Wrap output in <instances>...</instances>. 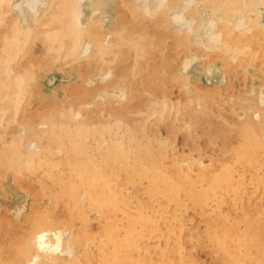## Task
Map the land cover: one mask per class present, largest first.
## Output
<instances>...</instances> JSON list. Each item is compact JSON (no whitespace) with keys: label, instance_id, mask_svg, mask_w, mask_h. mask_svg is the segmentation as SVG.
Returning a JSON list of instances; mask_svg holds the SVG:
<instances>
[{"label":"bare ground","instance_id":"6f19581e","mask_svg":"<svg viewBox=\"0 0 264 264\" xmlns=\"http://www.w3.org/2000/svg\"><path fill=\"white\" fill-rule=\"evenodd\" d=\"M157 2L167 4V0ZM118 3L119 0L107 6L96 3L93 11H99V15L89 14L86 23L91 28L85 33L92 36L90 41L86 40L89 37L81 39L83 43L110 37L111 44H120L123 35H127L126 40L134 39V46L153 47L157 42L159 46L155 49H145L152 54L151 64L139 63L150 76L158 72L161 83L168 80V69L176 70L184 55L190 60L199 56L200 52L192 45L182 48L181 38L171 44L163 40L159 33L167 30L164 18L141 26L131 13L120 15ZM185 3L172 0V9L177 10L175 16L182 15L178 10ZM240 4L236 1L222 8V21L216 30L225 35L224 42L204 54L206 63L213 56L222 63L227 62L229 55H234L236 61L245 58L258 73L259 82L244 90V96L232 106L233 113L246 112L242 113L243 121L234 123L230 112L219 116L223 119L220 130L226 138L243 137L238 144L240 150H229L216 157L209 154L211 170L200 169L197 178L192 176L193 168H183L181 161L196 159L203 148L198 141L201 137L187 146V152L172 144L171 161L155 150L136 157L128 153L103 155L95 149L84 159H78L77 152L70 151L56 160L48 157L24 168L18 162L21 154L13 147L9 153L0 155V181L5 172L17 170L18 187L29 197L20 217L4 209L0 199V264H264V111L256 110L263 115L262 123L255 122L247 113L250 106L253 108V98H245L251 89H264V33L253 21H249L248 33L233 32L229 22ZM117 14L109 29L97 27L104 17ZM55 20L59 21L58 14ZM63 33L67 32L58 30L56 35ZM74 35L70 37L72 41ZM57 38L58 43H65L66 39ZM97 50L93 48L91 54ZM31 75L25 72L17 76V81ZM68 92L66 98L69 107H73L77 104L73 88ZM261 94L264 98V90ZM220 100L213 93L197 96L193 100L200 103L197 115H204L206 109ZM54 102L40 107L60 108L59 102ZM181 106V102L175 103L177 112L186 110V115L191 111ZM92 110L96 112L98 107ZM118 115L124 119L127 113ZM55 120L56 126L59 122ZM186 120L193 127V121ZM216 135L222 136L217 132ZM193 136L196 139V132ZM242 169L248 170L245 177L239 174ZM170 174L175 177L167 180ZM176 209L185 215L176 223L178 233L172 238L176 243L171 246L169 238L157 230L172 221ZM142 231L149 237H142ZM186 236H191V240H185Z\"/></svg>","mask_w":264,"mask_h":264},{"label":"rangeland","instance_id":"374dc122","mask_svg":"<svg viewBox=\"0 0 264 264\" xmlns=\"http://www.w3.org/2000/svg\"><path fill=\"white\" fill-rule=\"evenodd\" d=\"M113 1L0 0V155L16 148L21 154L18 162L24 168L44 158L56 160L70 151H76L77 158L84 159L95 149L103 155L128 153L136 157L155 150L166 154L171 161L172 144L187 152V146L201 137L198 141L203 148L196 159L181 161L183 168L192 167V176L199 178L200 169L211 170L209 154L216 157L229 150H240L238 144L243 137L226 138L220 130L223 119L219 116L230 112L232 121L241 123L242 113L246 112L233 113L234 101L242 98L243 91L251 84L259 82L258 73L245 58L236 61L234 55H229L227 62L222 63L213 56L206 63L204 54L224 42L225 35L217 32L216 27L222 21V8L232 2H242L229 22L234 33H248L249 21L262 27L264 33V0H197L196 3L181 0L186 2L178 10L181 16H175L177 10L172 9V0L163 5L157 2L161 0H119L120 15L131 13L141 26L162 17L167 29L159 33L163 40L171 44L181 38L182 48L192 45L200 52L193 60L184 55L176 70L168 69V80L164 83L159 80L158 72L150 76L139 63L151 64L152 54L145 49H155L159 46L157 42L153 47L134 46V39H125L127 35L122 36L120 44H111L110 37L88 44L81 40L91 39L92 35L85 33L91 28L86 20L89 14L98 17L99 11H93L96 3L106 5ZM153 1V6L148 7ZM190 10H193L191 15H184ZM57 14L59 21L55 20ZM117 17L118 14L101 18L97 27H111ZM97 27L99 31L101 28ZM58 30L67 33L58 36ZM75 33L72 41L70 37ZM50 34L53 35L48 38ZM57 37L66 39L65 43H58ZM121 47L124 52H118L123 51ZM93 48L99 50L92 55ZM25 72L32 75L17 81V76ZM71 87L81 108L77 104L69 107L66 97ZM263 90L256 87L245 97L253 98V108L250 106L247 113L257 123H262L263 112L256 110L264 111ZM207 93L221 100L199 117L200 103L193 100ZM53 101L59 102L60 108L40 107ZM176 102L191 111L186 115V110L177 112ZM93 107H98V111H93ZM120 113L127 115L121 119ZM55 118L59 122L56 126ZM186 119L193 121V127ZM247 171L242 169L239 174L245 177ZM15 173L17 170L4 173L0 199L4 209L20 217L26 210L29 194L19 189ZM174 177L170 174L167 180ZM210 209L208 206L209 213ZM184 215V211L176 209L172 221L158 226L157 233L166 235L171 246L176 243L172 239L178 233L176 223ZM143 235L149 237L144 231ZM185 238L191 240V236Z\"/></svg>","mask_w":264,"mask_h":264}]
</instances>
